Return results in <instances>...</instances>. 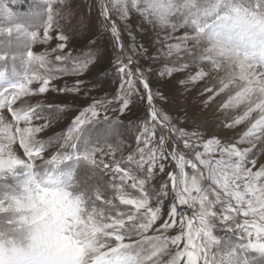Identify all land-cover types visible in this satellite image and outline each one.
Returning <instances> with one entry per match:
<instances>
[{"label":"snow or ice","instance_id":"6c2138e0","mask_svg":"<svg viewBox=\"0 0 264 264\" xmlns=\"http://www.w3.org/2000/svg\"><path fill=\"white\" fill-rule=\"evenodd\" d=\"M56 3L47 0V18L35 30L29 12L0 29L4 45L14 33L29 41L22 71L0 70V264H264V61L236 85L218 72L202 35L218 34L232 12H264V0H245V7H234L235 0H96L90 10H97L102 31L85 29L82 20L66 31L57 17L72 14L69 0H59L66 11L55 10ZM22 9L17 0L13 12ZM133 10L142 21L170 25L149 44L165 49L162 77L188 73L172 82L174 91L152 81L151 65L140 63L149 48L136 44L131 29V44L123 40ZM173 13L182 14V24H170ZM69 32L84 39L86 55L68 50ZM51 41L50 50H31ZM6 60L5 52L0 61ZM209 77L198 90L202 106H191L189 86ZM51 93L91 103L66 132L45 140L39 134L53 115L70 107L45 103ZM212 107L222 120L208 118ZM136 110L138 126L121 120ZM245 121L250 126L235 141L221 135ZM101 123L117 136L120 128L135 131L126 156L123 141L94 132ZM17 142L27 160L13 151ZM81 165L95 182L78 177Z\"/></svg>","mask_w":264,"mask_h":264},{"label":"rangeland","instance_id":"374dc122","mask_svg":"<svg viewBox=\"0 0 264 264\" xmlns=\"http://www.w3.org/2000/svg\"><path fill=\"white\" fill-rule=\"evenodd\" d=\"M96 0H69L68 8L71 9L72 14L70 16H67L65 18H60L59 22L65 26V30L72 28L73 26H77L79 21H84V28H88L91 26H95L97 30L102 31V28L98 21V12L96 9L90 10V5L95 3ZM17 5V0H0V29L7 28L8 26H11L12 23H14V18L18 15H21L23 12H29L32 14V18L30 20V23L32 25V29L35 30L36 28L41 25L44 20L47 18V0H23V9L21 13L19 12H13L14 6ZM53 8L58 11H66L64 6L59 3V0H57V3L53 5ZM183 23V16L180 13H175L171 17L170 24H182ZM125 22H121L120 26L124 27ZM127 28L122 32V38L123 40L131 44V40L128 36L127 29H131L135 34V40L137 45H145L149 48V52L145 55L144 58L140 59V63L144 65L145 68L149 67L151 65L152 72L150 73L152 81L158 86V88L161 91H165L166 89L172 88V82L177 81L180 79H183L188 73L186 72H175L170 77L165 75L161 76V70L166 65V60L163 56V51L165 49L161 48L160 42L156 41L154 44H149L150 40H155L156 33H160L161 36H165L167 32L171 31L170 25L167 27H159L157 25H154L149 22L142 21L140 16L133 10L129 18L126 22ZM41 31V37H42V29ZM177 32H179L182 35V31L178 28ZM70 35H72V46L68 49L69 51H73V54H80V55H86L87 50H83V44L84 39L78 35L73 34L69 32ZM85 35H89L87 31H85ZM96 36H93V39H96ZM178 38V37H177ZM5 39L4 37H0V40ZM8 43L6 45L0 43V55L7 53V60L0 61V70H3L6 72L8 76H11L13 69H15L17 72L22 71L21 61L20 57L24 56L26 54V51L28 50L27 46L29 44V41L27 38L18 36L17 34H13L11 37H7ZM166 42H172V41H166ZM55 41H51L49 44H43V43H36L31 45V50L34 53H41L44 52L46 49L50 50L52 47H55ZM103 43V42H102ZM148 57H154V60H150ZM16 58V59H13ZM51 60L54 61V55L50 57ZM191 71H195V69H192ZM212 76H215V73H212ZM64 79H68L65 77ZM209 79L211 77L206 78L204 80H201L200 82L196 83L195 86H189L190 90L187 93V100L188 103L191 106H194L196 108L201 107V101L204 99V97H201L199 95L198 90L201 89L205 84L209 83ZM60 83H63V80L59 81ZM111 89L115 88V85H110ZM174 91L175 89L172 88ZM47 95V100L44 101L45 103L51 102V103H59L61 100H64L66 104H68L70 107L66 111L60 112L58 115H53L52 118V124L51 127L46 128L45 131L41 134H39V138H43L47 140L50 137H53L61 132H66L67 127L70 125L72 119L79 114V110H81L83 107H86L89 103H91L90 97H84L79 96L75 100H73L72 95H68L67 97L61 95L57 96L56 93H51L50 95ZM92 96H103V92H97L96 90H93L91 93ZM159 103V102H158ZM139 110H136L135 113H128L121 115V120L124 121L125 124L131 121H135L136 125H139V121H136V116L139 115ZM104 113H101V118L103 117ZM108 115L111 117L112 114L109 112ZM256 117V114L253 113V118ZM208 118L210 120L217 119L222 120L223 119V113L218 111L215 107H212L208 110ZM6 119H11L10 114H6ZM226 123H230V121H227ZM250 126L248 121H245L244 123L235 126L231 130H225L221 133L222 136H226L228 138L233 139L235 141L239 138V136L247 130V128ZM119 132V135L117 136L116 133L109 132L103 123L98 124L95 126L94 132L98 133L101 139L107 138L108 142H116L117 140H121L124 142V155L126 156L128 154L129 148L134 146V136L135 131H129L126 128H120L117 130ZM247 146V145H245ZM13 151L16 152L18 156H20L21 159L27 160L28 158L23 154V149L19 146V143L17 142L15 145L12 146ZM56 147L55 145L49 149V152L52 154H55ZM119 156V153L117 154ZM45 158H50V156H46ZM37 164H41V160L36 161ZM77 175L81 180L88 179L89 182H95L94 179L91 178V173L88 170L87 166L81 165L77 168ZM105 179H108L105 177ZM8 183H12L11 179L7 181ZM0 183H3V181H0ZM174 234V233H173ZM218 235L225 236V237H231V242L234 244L239 243V238L236 235H233L231 233H227L224 231H217ZM264 242V241H261Z\"/></svg>","mask_w":264,"mask_h":264},{"label":"clouds","instance_id":"9594fccd","mask_svg":"<svg viewBox=\"0 0 264 264\" xmlns=\"http://www.w3.org/2000/svg\"><path fill=\"white\" fill-rule=\"evenodd\" d=\"M236 6L245 7V0H235ZM230 17L227 21H220L223 27L217 30L218 34L207 30L202 35L208 51L217 60L218 72L225 79L235 78L233 82L239 85L264 61V12L248 9L232 12ZM214 19L209 16L206 23L211 24ZM155 25L169 26L159 20Z\"/></svg>","mask_w":264,"mask_h":264}]
</instances>
